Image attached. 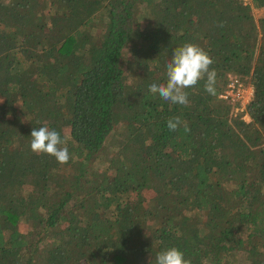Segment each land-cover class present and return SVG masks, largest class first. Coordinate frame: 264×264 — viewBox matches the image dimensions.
<instances>
[{
	"label": "trees",
	"instance_id": "trees-1",
	"mask_svg": "<svg viewBox=\"0 0 264 264\" xmlns=\"http://www.w3.org/2000/svg\"><path fill=\"white\" fill-rule=\"evenodd\" d=\"M189 42L216 94L201 80L183 106L148 88ZM230 74L252 86L243 111L220 96ZM41 126L67 163L31 151ZM169 247L264 264V0H0V264H155Z\"/></svg>",
	"mask_w": 264,
	"mask_h": 264
},
{
	"label": "clouds",
	"instance_id": "clouds-1",
	"mask_svg": "<svg viewBox=\"0 0 264 264\" xmlns=\"http://www.w3.org/2000/svg\"><path fill=\"white\" fill-rule=\"evenodd\" d=\"M212 64L213 59L197 44L189 42L175 47L166 63V79L162 83L150 84L148 90L152 94H158L164 101L188 106L186 89L196 86L201 80L204 81V90L209 95L216 94L217 73L215 69L210 68ZM180 126H183L185 132L190 131L187 122L180 116L167 120L170 131H175ZM30 137L32 152L53 156L60 164L68 162L70 156L67 147L64 146L66 142L56 130H50L47 126L33 128ZM155 264H191V261L185 259L181 250L169 247L156 254Z\"/></svg>",
	"mask_w": 264,
	"mask_h": 264
},
{
	"label": "built area",
	"instance_id": "built-area-1",
	"mask_svg": "<svg viewBox=\"0 0 264 264\" xmlns=\"http://www.w3.org/2000/svg\"><path fill=\"white\" fill-rule=\"evenodd\" d=\"M244 2H250V0H243ZM248 84L240 81L237 75L230 74L229 81L226 88L220 94L221 97L229 99L230 101L236 102L237 106L235 107L236 111H243L245 104L250 99L252 94V89ZM247 92V94H246ZM239 104V105H238Z\"/></svg>",
	"mask_w": 264,
	"mask_h": 264
},
{
	"label": "rangeland",
	"instance_id": "rangeland-1",
	"mask_svg": "<svg viewBox=\"0 0 264 264\" xmlns=\"http://www.w3.org/2000/svg\"><path fill=\"white\" fill-rule=\"evenodd\" d=\"M262 13H263V10L262 9L253 7V14H254V17H255L256 20H258V18L262 15ZM246 84H248V83H246ZM249 85L250 84H248L247 86H249ZM250 87L252 89V86L251 85H250ZM246 94H247V92H246ZM239 111H241V110H239ZM244 118L247 119V115H244Z\"/></svg>",
	"mask_w": 264,
	"mask_h": 264
}]
</instances>
